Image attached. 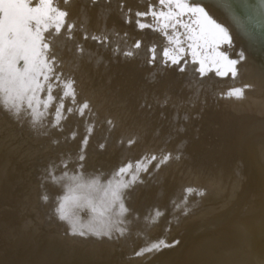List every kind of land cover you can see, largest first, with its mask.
<instances>
[{
    "label": "bare ground",
    "instance_id": "6f19581e",
    "mask_svg": "<svg viewBox=\"0 0 264 264\" xmlns=\"http://www.w3.org/2000/svg\"><path fill=\"white\" fill-rule=\"evenodd\" d=\"M204 3L213 18L229 29V58L243 50L246 60L237 65L235 78L217 76L215 68L198 78L202 89L197 100L183 88L192 81L190 71L180 75L170 70L153 82L152 74L160 69L145 62L144 52L127 62L110 51L136 40L163 47L167 41L158 33L125 24L116 13V0L109 5L101 0L91 7L87 0H72L69 19L78 26L99 34L105 24L99 13L112 8L107 31L128 34L127 44L123 36L115 35L106 47L87 41L91 59L87 51L78 55L72 42L56 41L58 71L75 80L76 99L90 104L91 113L86 115L95 121L85 148L87 171L110 172L122 157L135 160L145 153L179 154L180 159L161 166L154 180L145 175L146 183L137 185L130 207L139 219L126 237H73L52 214L61 189L44 182V176L50 163L80 149V136L67 140L56 129L42 135L0 111V264H264V36L259 27L264 22L258 17L249 22L237 0H232L231 11L216 0ZM124 5L132 12L147 7L145 0H124ZM233 12L239 22L232 19ZM226 48L204 45L199 58L207 56L211 62ZM98 57L103 61L97 63ZM193 66L198 65H189ZM233 89H243L242 96H229ZM165 96L170 100L161 108L158 102ZM63 123L65 134L77 127L83 132L82 119L76 115ZM130 138L136 141L131 148L118 144ZM100 143H106L104 150ZM189 187L194 190L191 194L186 192ZM44 194L49 195L48 202L41 199ZM185 196L187 215L172 207L173 201ZM154 208L165 214L145 219ZM156 238L173 246L134 254Z\"/></svg>",
    "mask_w": 264,
    "mask_h": 264
},
{
    "label": "snow or ice",
    "instance_id": "6c2138e0",
    "mask_svg": "<svg viewBox=\"0 0 264 264\" xmlns=\"http://www.w3.org/2000/svg\"><path fill=\"white\" fill-rule=\"evenodd\" d=\"M72 0H0V111L10 113L20 123H27L34 131L48 135V129H56L64 139L75 140L80 136V149L76 153L62 155L59 162L50 163L45 169L44 182H50L61 189L54 199L52 214L66 225V234L84 239L118 240L126 237L134 220L139 219L130 207L132 193L137 185L155 179L160 167L172 159H180V155L172 153H145L133 160L129 156L121 158L118 165L110 172L103 169L87 171L85 167V148L91 137L95 121L87 113H91L90 104L78 102L75 80L58 71L60 61L55 50L56 41L72 42L75 52L83 55L88 52L92 58V50L86 49V42L92 41L101 47L112 45L110 37L123 36L127 44V32L107 31L106 21L112 8H102L99 17L105 22L99 34L88 32L83 24L77 25L69 19L67 8ZM89 6L101 3V0H87ZM219 6L228 5L232 10V0H216ZM243 6L249 22H264V0H237ZM105 5L113 0H103ZM144 11L132 12L124 5V0H116V13L128 25L143 31L145 29L158 33L167 44L160 47L153 43L144 45L136 40L126 48L115 45L110 48L112 55L127 62L145 54V62L149 66L158 67L160 72L152 74L155 82L159 75L174 70L180 75L186 72L193 74L192 81L183 88L199 99L202 89L200 79L207 77L215 68V75L235 78L237 65L246 60L245 51L229 58L232 38L229 29L222 22L213 18L211 9L204 0H145ZM232 19L239 22L233 12ZM115 27V26H114ZM241 27H244L241 24ZM257 27L253 24V28ZM264 36V23L259 24ZM181 37L184 39L182 40ZM189 43L184 44V41ZM202 42V43H201ZM209 45L213 50L221 45H228L224 51L217 52V58L211 62L208 57L199 58L200 49ZM191 55V61L188 55ZM103 57L97 58V63ZM198 65L189 67V65ZM249 86H245L247 88ZM58 90V91H57ZM55 93V94H54ZM242 96L243 89H233L228 95ZM170 98L165 96L158 106L164 108ZM67 103V107H66ZM189 104L193 103L189 99ZM149 108L151 105H147ZM69 115L82 119L83 132L79 127L65 134L63 121ZM94 115V114H93ZM163 115V113H162ZM187 119V117H184ZM111 125V121H107ZM179 131H184L181 127ZM134 138L121 139L118 144L122 148H131ZM59 143V140H53ZM104 150L106 143L98 145ZM59 170V171H58ZM239 174V173H238ZM194 190L187 188L191 194ZM203 195V193H200ZM41 199L48 202L50 197L44 194ZM187 196L183 200L172 202V207L183 215H187ZM165 210L154 208L149 219L159 218ZM173 246L172 242L163 238L146 241L136 251V256L159 252L162 248Z\"/></svg>",
    "mask_w": 264,
    "mask_h": 264
}]
</instances>
